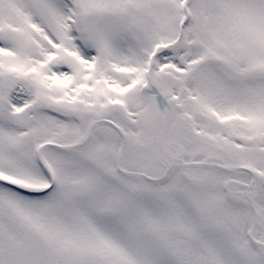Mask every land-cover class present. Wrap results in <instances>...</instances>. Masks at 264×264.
Segmentation results:
<instances>
[{
    "label": "snow or ice",
    "instance_id": "1",
    "mask_svg": "<svg viewBox=\"0 0 264 264\" xmlns=\"http://www.w3.org/2000/svg\"><path fill=\"white\" fill-rule=\"evenodd\" d=\"M0 264H264V0H0Z\"/></svg>",
    "mask_w": 264,
    "mask_h": 264
}]
</instances>
